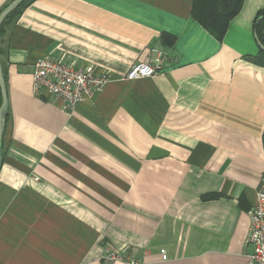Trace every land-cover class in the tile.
Instances as JSON below:
<instances>
[{
  "label": "crops",
  "instance_id": "1",
  "mask_svg": "<svg viewBox=\"0 0 264 264\" xmlns=\"http://www.w3.org/2000/svg\"><path fill=\"white\" fill-rule=\"evenodd\" d=\"M194 5L32 0L4 23L0 264H106V248L124 256L112 264L247 263L264 187V0H241L221 35ZM157 50L159 72L123 79ZM47 56L112 80L68 113L33 91Z\"/></svg>",
  "mask_w": 264,
  "mask_h": 264
},
{
  "label": "built area",
  "instance_id": "2",
  "mask_svg": "<svg viewBox=\"0 0 264 264\" xmlns=\"http://www.w3.org/2000/svg\"><path fill=\"white\" fill-rule=\"evenodd\" d=\"M162 65V53L158 51L156 57L147 55L144 60L133 64L123 79L151 77L159 72ZM111 80V76L107 73L97 74L90 69L75 68L60 57L47 56L39 59L34 65L32 88L37 95L44 89L51 91L56 98L64 101V110L71 113L77 104L93 98L96 92ZM249 220L248 242L254 249L249 254L246 264H264V187L257 194V201L251 209ZM161 252L163 259L167 260L166 251L162 249ZM102 261L112 264L124 261V256L120 252L106 248ZM126 264L142 263L131 259Z\"/></svg>",
  "mask_w": 264,
  "mask_h": 264
},
{
  "label": "trees",
  "instance_id": "3",
  "mask_svg": "<svg viewBox=\"0 0 264 264\" xmlns=\"http://www.w3.org/2000/svg\"><path fill=\"white\" fill-rule=\"evenodd\" d=\"M32 0H24L22 4L10 14L5 22L12 16L18 15L22 12ZM241 0H194V11L198 19L209 29L214 31L217 35H221L227 25L229 19L235 14ZM261 20L256 23V32L260 41L264 44V10H262L257 16V20ZM4 22V23H5ZM3 23V25H4ZM3 25L0 27H3ZM2 102V95L0 90V105ZM8 117V113H7Z\"/></svg>",
  "mask_w": 264,
  "mask_h": 264
},
{
  "label": "water",
  "instance_id": "4",
  "mask_svg": "<svg viewBox=\"0 0 264 264\" xmlns=\"http://www.w3.org/2000/svg\"><path fill=\"white\" fill-rule=\"evenodd\" d=\"M24 0H12L9 4H7L0 11V27L3 25L5 20L10 16L12 12H14L23 2ZM261 20L259 18L258 22ZM259 46L264 51V44L260 41L258 35L256 36ZM0 90L2 95V102L0 105V168L2 164V148H3V139L7 125V113L9 110V101H8V93H7V85L5 80V75L3 71V65L0 61Z\"/></svg>",
  "mask_w": 264,
  "mask_h": 264
}]
</instances>
